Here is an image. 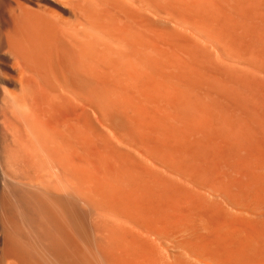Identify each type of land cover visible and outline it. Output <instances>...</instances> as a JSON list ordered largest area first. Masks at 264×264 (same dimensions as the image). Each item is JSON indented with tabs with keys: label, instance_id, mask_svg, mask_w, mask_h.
Listing matches in <instances>:
<instances>
[{
	"label": "bare ground",
	"instance_id": "6f19581e",
	"mask_svg": "<svg viewBox=\"0 0 264 264\" xmlns=\"http://www.w3.org/2000/svg\"><path fill=\"white\" fill-rule=\"evenodd\" d=\"M0 264H264V0H0Z\"/></svg>",
	"mask_w": 264,
	"mask_h": 264
}]
</instances>
